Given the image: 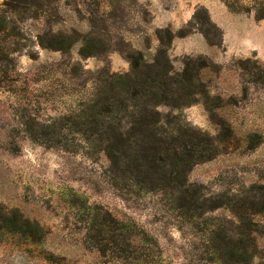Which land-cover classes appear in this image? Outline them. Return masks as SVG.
Instances as JSON below:
<instances>
[{
	"label": "rangeland",
	"instance_id": "374dc122",
	"mask_svg": "<svg viewBox=\"0 0 264 264\" xmlns=\"http://www.w3.org/2000/svg\"><path fill=\"white\" fill-rule=\"evenodd\" d=\"M200 9L213 44L192 20ZM158 31L172 71L187 64L198 80L188 104L158 110L214 146L185 177L220 206L198 217L114 179L104 154L60 121L107 75L127 73L130 54L152 63ZM47 33L72 42L42 47ZM86 37L96 46L83 56ZM41 124L53 126L32 139ZM81 204L144 232L146 264H264V0H0V209L42 232L36 244L3 235L0 264H118L84 240ZM240 238L242 259L231 252Z\"/></svg>",
	"mask_w": 264,
	"mask_h": 264
},
{
	"label": "trees",
	"instance_id": "16d2710c",
	"mask_svg": "<svg viewBox=\"0 0 264 264\" xmlns=\"http://www.w3.org/2000/svg\"><path fill=\"white\" fill-rule=\"evenodd\" d=\"M204 13L201 9L195 11L192 20L213 44L204 29L210 23L205 20L206 15L205 19L200 16ZM157 35L160 47L152 63H144L140 53L130 54L127 73L107 75L91 100L81 105L74 116L60 121L104 154L107 171L114 179L128 181L139 192L170 195L177 210L198 217L220 206L200 196L186 184L185 177L190 167L210 157L214 146L206 137L175 126L168 115L159 112L160 106L177 109L188 104V97L196 95L192 88L198 80L195 70H188L187 64L180 73L172 71L164 51L167 44L161 40V32ZM38 40L42 47L58 51L72 42L60 33L43 34ZM89 40L86 37L81 46L83 56L96 46ZM39 126L43 130L41 136L30 130L32 139L45 137L53 125ZM79 211L84 240L100 257L118 264H146L139 257L150 251L152 244L134 223L119 220L100 206L81 204ZM3 235H16L34 244L42 238L36 225L16 212L6 214L0 209V238ZM241 239L231 248L238 259L248 255Z\"/></svg>",
	"mask_w": 264,
	"mask_h": 264
}]
</instances>
